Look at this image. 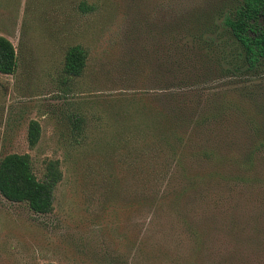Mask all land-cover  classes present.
Instances as JSON below:
<instances>
[{"label":"rangeland","instance_id":"374dc122","mask_svg":"<svg viewBox=\"0 0 264 264\" xmlns=\"http://www.w3.org/2000/svg\"><path fill=\"white\" fill-rule=\"evenodd\" d=\"M240 3L0 0L18 61L0 160L62 174L47 214L0 194V264H264V62L248 70L221 25Z\"/></svg>","mask_w":264,"mask_h":264},{"label":"trees","instance_id":"16d2710c","mask_svg":"<svg viewBox=\"0 0 264 264\" xmlns=\"http://www.w3.org/2000/svg\"><path fill=\"white\" fill-rule=\"evenodd\" d=\"M80 8L84 13L95 10L94 6L86 2H82ZM222 14V27L231 33L242 49L241 60L248 70H256L264 62V0H241L235 10H227ZM17 62L14 44L8 38L0 36V73L12 75L16 71ZM86 65V51L81 46L71 47L64 65L67 78L80 77ZM173 122L175 127V121ZM174 135L175 133H171V138ZM39 138L40 126L33 121L28 134L30 146H36ZM258 150H254L252 156ZM248 165L253 166L251 160ZM61 178L62 174L56 164L50 163L45 180L40 181L34 173L29 154H10L0 160V194L10 202L27 204L36 214L52 211L54 191ZM237 180L248 182L243 177ZM195 186L196 183H191L190 188Z\"/></svg>","mask_w":264,"mask_h":264}]
</instances>
